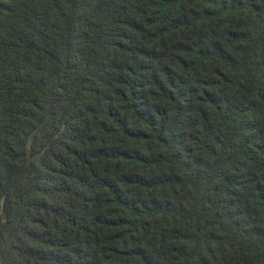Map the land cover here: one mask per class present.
<instances>
[{
  "label": "trees",
  "instance_id": "obj_1",
  "mask_svg": "<svg viewBox=\"0 0 264 264\" xmlns=\"http://www.w3.org/2000/svg\"><path fill=\"white\" fill-rule=\"evenodd\" d=\"M0 264H264V0H0Z\"/></svg>",
  "mask_w": 264,
  "mask_h": 264
}]
</instances>
